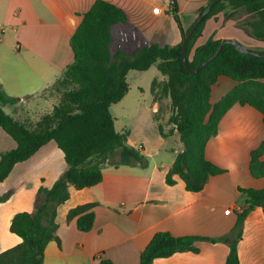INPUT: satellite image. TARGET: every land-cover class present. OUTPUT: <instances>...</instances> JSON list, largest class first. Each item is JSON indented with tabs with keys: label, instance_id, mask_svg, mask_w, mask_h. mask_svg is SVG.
Masks as SVG:
<instances>
[{
	"label": "crops",
	"instance_id": "crops-1",
	"mask_svg": "<svg viewBox=\"0 0 264 264\" xmlns=\"http://www.w3.org/2000/svg\"><path fill=\"white\" fill-rule=\"evenodd\" d=\"M95 1L0 0V88L8 97L20 99L14 105L2 106V110L13 120L24 125L35 124L52 110L56 102L43 93L72 63L70 38ZM104 1L127 14L128 20L120 28L134 32L139 47L152 44L174 47L182 41L169 0ZM173 1L185 29L209 0ZM157 7L159 11L154 13ZM238 12L229 5L222 6L205 22L195 45L198 47L208 39L234 40L250 49L264 51L263 40L235 26L245 18ZM154 80L161 81L164 77ZM260 82L264 84V79ZM236 86L235 81L220 76L211 88L210 103L214 105ZM37 101L46 103L47 110L37 112L31 122L24 111L29 102ZM7 107L10 112L6 111ZM156 111L157 104L153 103V120ZM140 112H144L143 108ZM154 127L157 128L156 122ZM157 133L146 141L127 140L129 146L142 149L148 160L146 168L105 165L99 184L69 188V199L57 208L55 219L60 245L51 241L46 246L43 264H97L99 259H108L112 264H139L141 252L157 232H168L175 237H223L247 208V196L240 190L264 188V176L255 179L249 171L251 154L264 143L263 116L251 106L234 104L221 118L217 135L207 142L205 156L223 173L210 177L200 192L186 191L178 176H174V185L165 183V175L182 144L176 131L169 134L173 143L176 142L174 145L168 137ZM15 147V142L0 128V154ZM66 168L63 152L51 141L28 160L15 164L0 182V196L11 192L0 203V253L21 243L9 230L14 215L31 212L38 188H50ZM87 203L97 206L92 230L83 233L77 230L75 220L67 222L66 218L71 209ZM226 209H230L228 214L224 212ZM196 247L198 253H177L156 259L153 264H224L229 252L227 244L222 242L202 240ZM237 253L240 264H264V214L260 207L247 214Z\"/></svg>",
	"mask_w": 264,
	"mask_h": 264
},
{
	"label": "trees",
	"instance_id": "trees-1",
	"mask_svg": "<svg viewBox=\"0 0 264 264\" xmlns=\"http://www.w3.org/2000/svg\"><path fill=\"white\" fill-rule=\"evenodd\" d=\"M212 1L201 7L197 15ZM173 4H169L170 12L183 36L190 27L186 31L182 29L174 1ZM227 4L233 8L244 7L248 13L255 14L258 20L251 24V35L264 41V0H230ZM222 6L224 2L216 3L190 37L186 51L190 69H196L219 45L220 40L208 39L193 50L205 22ZM127 20L122 9L104 0H96L83 14L69 41L73 61L50 86L60 95L59 102L33 127L13 120L2 110V106L14 105L20 99L8 97L0 88V128L16 144L14 149L0 154V182L7 178L15 164L28 160L51 141L63 152L67 165L50 188H38L31 212L14 215L9 230L21 239V243L1 252L0 264H43L46 246L51 241L60 245L56 235L57 208L69 199L71 186L83 189L99 184L105 165L148 166L142 149L127 144V133L114 130L109 112V107L119 102L129 90V71L144 72L157 64L165 78L161 82L152 81L151 93L155 103L161 96L169 99L168 124L173 127L171 133L176 131L182 144V150L165 175V183L169 186L175 184L174 176H178L186 191L196 193L203 190L210 177L223 173L206 159L205 148L207 142L217 135L221 118L234 104L251 106L262 114L264 123V84L260 82L264 79V58L243 54L231 45H225L208 65L192 75L185 70L181 60L182 41L174 47L152 44L142 46L132 54L118 50L111 55L112 28L125 24ZM220 76L230 78L237 86L212 105L211 88ZM157 84H160L159 92ZM154 121L157 123L155 117ZM157 129L163 138L167 137L158 123ZM262 156L264 143L251 154L249 171L255 179L264 176ZM240 192L247 196V208L237 216L227 235L208 239L157 232L141 252L139 264H153L156 259L169 258L177 253H198L196 243L202 240L227 244L229 252L224 264H240L237 245L242 237L243 223L254 207H260L264 214V188H248ZM10 196V191L0 196V203ZM96 206L87 203L71 209L67 222L75 220L80 232L91 231ZM97 264L112 262L99 259Z\"/></svg>",
	"mask_w": 264,
	"mask_h": 264
},
{
	"label": "rangeland",
	"instance_id": "rangeland-1",
	"mask_svg": "<svg viewBox=\"0 0 264 264\" xmlns=\"http://www.w3.org/2000/svg\"><path fill=\"white\" fill-rule=\"evenodd\" d=\"M224 5L229 4L224 2ZM233 9L236 11L239 10L238 15H242V17L245 16V18L240 20L235 26L240 28L247 35L252 36L251 24L258 20L257 16L255 14L248 13L244 7ZM247 15L249 17H247ZM120 25L121 24H118L117 27L112 28L113 33L110 53L111 55H114L116 51L121 50L128 54H132L136 49L140 48L139 41L134 32H127L121 29ZM186 29L188 28H185L184 30L186 31ZM202 30L200 35L195 39V43L201 36ZM195 43L193 50L197 47ZM154 79H163V76L157 68V64L152 65L151 68L145 72H138L134 70L129 71L127 74V82L129 84L127 94L119 102L109 107V112L113 118L114 130L118 133L126 132L128 135L127 140L131 139L134 143L141 140H150L153 135L158 134V130L155 128L156 126L154 127L155 122L152 119L153 114L151 113V109L155 101L153 99L150 86ZM159 85L160 84L156 85L157 92L160 90ZM43 96L55 101V104H57L60 99V95L53 91L51 87L44 91ZM161 97L162 98L155 103L157 104L158 112H155L156 114L154 117L157 119V123L163 127V131L167 135L169 142L174 145L176 142L174 140L175 143H173V138L169 135L173 130V127L168 124V118L170 116V101L163 96ZM46 108L47 105L44 102H29L24 113L27 112L28 119L33 122L35 120L34 116L37 112L43 113L47 110ZM141 108L144 110L143 113L140 112ZM6 111L10 112V108L7 107ZM33 125L34 124L32 123L27 124L29 127H33Z\"/></svg>",
	"mask_w": 264,
	"mask_h": 264
},
{
	"label": "water",
	"instance_id": "water-1",
	"mask_svg": "<svg viewBox=\"0 0 264 264\" xmlns=\"http://www.w3.org/2000/svg\"><path fill=\"white\" fill-rule=\"evenodd\" d=\"M222 1H230V0H213L210 2L205 9L199 13L190 26V28L187 30V32L182 36V43H181V60L184 65L185 70L189 74H196L198 73L201 69H203L206 65H208L220 52L223 46L225 45H231L234 47L237 51L243 54H247L256 58H264V52L260 53L257 52L253 49H250L248 47L243 46L242 44L238 43L237 41L234 40H222L220 41L219 45L217 46L216 50L207 58L205 59L196 69H190L188 66V61H187V56H186V51H187V45L190 37L194 33L195 29L197 26L201 23V21L206 17V15L210 12V10L213 8V6ZM169 3L174 6L173 0H169Z\"/></svg>",
	"mask_w": 264,
	"mask_h": 264
},
{
	"label": "built area",
	"instance_id": "built-area-1",
	"mask_svg": "<svg viewBox=\"0 0 264 264\" xmlns=\"http://www.w3.org/2000/svg\"><path fill=\"white\" fill-rule=\"evenodd\" d=\"M158 11H159V8H158V7L153 9V12H154V13H157ZM224 212H225L226 214H228V213L230 212V209H226Z\"/></svg>",
	"mask_w": 264,
	"mask_h": 264
}]
</instances>
